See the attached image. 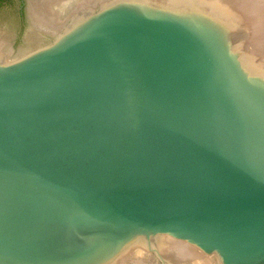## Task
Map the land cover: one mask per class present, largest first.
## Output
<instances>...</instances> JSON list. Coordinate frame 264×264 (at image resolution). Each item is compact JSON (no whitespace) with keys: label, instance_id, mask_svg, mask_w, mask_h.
Listing matches in <instances>:
<instances>
[{"label":"water","instance_id":"1","mask_svg":"<svg viewBox=\"0 0 264 264\" xmlns=\"http://www.w3.org/2000/svg\"><path fill=\"white\" fill-rule=\"evenodd\" d=\"M18 9L0 10V264H116L141 242L167 264L160 238L264 264V0Z\"/></svg>","mask_w":264,"mask_h":264},{"label":"rangeland","instance_id":"2","mask_svg":"<svg viewBox=\"0 0 264 264\" xmlns=\"http://www.w3.org/2000/svg\"><path fill=\"white\" fill-rule=\"evenodd\" d=\"M167 239H168V241H171L172 243L170 244V242H168ZM162 240H165L166 242L164 241V243H167V244L162 246L164 244ZM160 241H161L162 247L157 246V242H160ZM175 242H176V244H175ZM180 244H185V243L177 241V240H173V239L170 240L169 238H166V239L161 238L158 241H155L153 243V248L157 249L161 252L162 256L167 261V264H201V262H203V264L204 263L205 264H207V263L208 264H220L219 260L215 256L206 255L203 252H201L200 250L196 249L194 246H191L187 243H186V245H184L185 246L184 249H186L187 247L189 248V250L193 249L191 251H193L192 253L194 255L190 252V254L192 255V258L179 256V255H177V253L174 250H175V247L176 248L179 247ZM167 245H169V248ZM171 246L172 247L175 246L174 249H172ZM170 247L172 250L170 249ZM149 250H150L149 246L146 243L141 242V244H138L137 248L132 250L129 254H127L123 259L119 260L116 264H162L160 259H158L157 255L154 254L153 252L149 251ZM201 253H203V254H201ZM195 254L196 255L198 254V255L195 256ZM194 257H197V259H198V257L199 258L204 257L203 259L206 258L205 261L207 263L203 259H201L202 261L201 260L199 261L196 258L194 259Z\"/></svg>","mask_w":264,"mask_h":264},{"label":"flooded vegetation","instance_id":"3","mask_svg":"<svg viewBox=\"0 0 264 264\" xmlns=\"http://www.w3.org/2000/svg\"><path fill=\"white\" fill-rule=\"evenodd\" d=\"M17 2L19 4V15L21 20L26 23L27 18V0H0V10L4 7H8L10 4Z\"/></svg>","mask_w":264,"mask_h":264},{"label":"bare ground","instance_id":"4","mask_svg":"<svg viewBox=\"0 0 264 264\" xmlns=\"http://www.w3.org/2000/svg\"><path fill=\"white\" fill-rule=\"evenodd\" d=\"M160 239H161V238H160ZM162 239H166V238H162ZM170 240H171V239H170ZM162 241H163V243H164L165 240H162ZM167 241H168V239H167ZM165 242H166V241H165ZM168 242H170V244L172 243L171 241H168ZM157 243H158V242H157ZM160 243H161V241H160ZM163 243H162V244H163ZM166 244H167V243H164L162 246H164V245H166ZM168 244H169V243H168ZM170 244H169V245H170ZM173 244H174V243H173ZM175 244H176V242H175ZM169 245H167L168 248H169ZM181 245H182V246H181ZM184 245H186V243H185V244H180L179 247H177V248L174 246V247H175V250H174V251H175V252L177 253V255H179V256H182V257H190V258H192V255L190 254V252L192 253L193 251H191V250H193V249L189 250L188 247H187L188 249H187V248L184 249V247H185ZM162 246H161V247H162ZM188 246H189V245H188ZM171 247H172V246H171ZM171 247H170V249H171ZM174 247H172V249H174ZM165 248H166V247H165ZM172 249H171V250H172ZM196 249H197V248H196ZM161 250H162V249H161ZM194 251H195V250H194ZM192 254H193V253H192ZM201 254H203V253H201ZM193 255H194V254H193ZM197 255H198V254H197ZM197 255L195 254V256H197ZM199 255H200V254H199ZM205 256H206V255H205ZM195 258L197 259V257H194V259H195ZM203 258H204V257H202V258H199V257H198L197 260L200 261V260L203 259ZM205 259H206V258H205ZM205 259H203V260L205 261ZM201 261H202V260H201ZM207 261H208V260H207ZM205 262H206V261H205ZM206 263H207V262H206ZM201 264H203V262H201ZM204 264H205V263H204ZM207 264H208V263H207Z\"/></svg>","mask_w":264,"mask_h":264}]
</instances>
